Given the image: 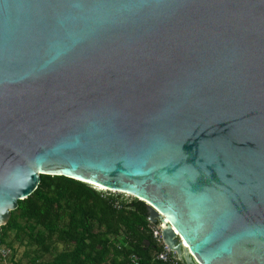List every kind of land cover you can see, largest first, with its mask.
<instances>
[{"label": "water", "instance_id": "95a60500", "mask_svg": "<svg viewBox=\"0 0 264 264\" xmlns=\"http://www.w3.org/2000/svg\"><path fill=\"white\" fill-rule=\"evenodd\" d=\"M41 174L144 202L185 264H264V0H0V231Z\"/></svg>", "mask_w": 264, "mask_h": 264}, {"label": "trees", "instance_id": "16d2710c", "mask_svg": "<svg viewBox=\"0 0 264 264\" xmlns=\"http://www.w3.org/2000/svg\"><path fill=\"white\" fill-rule=\"evenodd\" d=\"M144 202L63 175H40L1 226L13 264H185L163 261ZM21 249V252H20ZM20 252V257L15 256ZM23 258L25 260L23 261Z\"/></svg>", "mask_w": 264, "mask_h": 264}, {"label": "built area", "instance_id": "2783aa9c", "mask_svg": "<svg viewBox=\"0 0 264 264\" xmlns=\"http://www.w3.org/2000/svg\"><path fill=\"white\" fill-rule=\"evenodd\" d=\"M152 233H153V236L155 237V239L163 244V249L160 252H158V254H157L158 259H161L163 261L175 262L177 257L175 256L174 252L170 251L168 249L167 245H165L162 242L160 228L158 227V225L152 227ZM9 254H10V249L8 247H6L5 245H2L0 243V258H5Z\"/></svg>", "mask_w": 264, "mask_h": 264}, {"label": "rangeland", "instance_id": "374dc122", "mask_svg": "<svg viewBox=\"0 0 264 264\" xmlns=\"http://www.w3.org/2000/svg\"><path fill=\"white\" fill-rule=\"evenodd\" d=\"M97 187H98V186H97ZM98 188H100V187H98ZM123 195H124L125 197L131 198V196L128 195V194H124V193H123ZM20 252H21V249H20ZM20 252L15 256V259H16V260L20 257ZM24 260H25V258H23V261H24ZM0 264H13V263L7 259V260H5V261L0 262Z\"/></svg>", "mask_w": 264, "mask_h": 264}, {"label": "bare ground", "instance_id": "6f19581e", "mask_svg": "<svg viewBox=\"0 0 264 264\" xmlns=\"http://www.w3.org/2000/svg\"><path fill=\"white\" fill-rule=\"evenodd\" d=\"M93 184H95L96 186H98V187H100V188L105 189V187H103V186H101V185H99V184H96V183H93Z\"/></svg>", "mask_w": 264, "mask_h": 264}]
</instances>
